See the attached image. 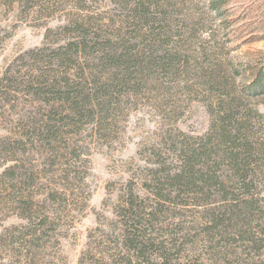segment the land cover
I'll return each mask as SVG.
<instances>
[{
  "label": "rangeland",
  "instance_id": "rangeland-1",
  "mask_svg": "<svg viewBox=\"0 0 264 264\" xmlns=\"http://www.w3.org/2000/svg\"><path fill=\"white\" fill-rule=\"evenodd\" d=\"M116 1L0 0V264H16L18 233L28 224L20 215L32 213L19 207L42 201L50 237L36 264H80L81 255L84 263L99 256L119 231L130 197L143 206L158 203L145 183L158 171L177 170L172 147L182 137L205 146L203 159L214 165L217 142L206 133L218 103L233 97L232 84L248 81L264 62V0H222L215 11L208 0H152L147 16L153 30L131 17L133 7ZM219 23L226 26L224 36L215 31ZM126 32L127 40L140 43L163 33L169 44L157 53L173 56L170 65L162 57L157 67L150 61L145 71H129V82L124 71L97 65L94 71L91 51L105 37L121 40ZM82 39L86 55L78 51ZM224 54L244 71L231 74L220 61ZM107 76L116 77L113 97L98 100L81 118L67 116L70 105L60 98L66 85L102 91ZM240 99L242 115L246 108L261 114L248 111L244 132L264 138V94ZM193 196H171L174 203L166 202L159 218L173 223L180 212H195L193 204H180L192 203ZM211 198L217 199L214 193ZM258 218L251 215L250 223L264 227ZM258 236L259 251L227 243L221 264H264V230Z\"/></svg>",
  "mask_w": 264,
  "mask_h": 264
},
{
  "label": "trees",
  "instance_id": "trees-1",
  "mask_svg": "<svg viewBox=\"0 0 264 264\" xmlns=\"http://www.w3.org/2000/svg\"><path fill=\"white\" fill-rule=\"evenodd\" d=\"M110 1L117 3L116 0ZM120 1L128 7H133L132 18L140 21L142 26L150 25L153 30V23L147 16V10L152 7V0ZM221 1L208 0V3L215 11L219 9L216 2ZM84 23L86 20L82 19V24ZM225 28L223 23H219L215 31L224 36ZM125 34L127 32L121 40L116 41H113L112 37H105L91 53L85 48L87 40L82 39L83 45L78 51L84 55L93 54L89 61L94 71L96 65L99 68L102 66L105 70L110 68L124 71V79L128 82L132 80L129 71H145L150 61L156 67L163 62H159L160 57L168 59L167 64L171 63L173 56L157 53L160 47L169 44L168 39L160 38L163 33L146 35L142 43L127 40L128 35ZM92 35L91 37H94L95 33ZM88 36L86 35V38ZM224 56L225 54L219 57L220 61L225 67H229L231 74L244 71L242 69L244 66L240 62H233L228 56L224 59ZM107 77L110 83L105 84L102 91L100 88L87 90L66 85L60 98L70 105L67 116L81 118L89 108L98 106V100L107 102V99H111L118 91L115 90L116 77ZM232 85L233 97L228 100L220 99L215 123L206 133V136L214 137L217 142V148H213L215 167L207 165V158L203 159L208 150L205 146L199 144L197 146L182 137L179 145L172 147L173 153H176L179 159L177 170L174 173L164 169L162 172L158 171L161 175L154 173L145 183V189L158 203L143 206L136 204L130 197L123 205L120 228L112 239L111 246L105 247V250H98L99 256L93 257L91 262L84 263L81 255L80 264H221L227 243L232 242L236 246L235 244L240 241L247 244L244 246L246 248L249 244V248L258 251L262 248V239L258 234L263 232L264 227L252 225L250 222L251 215L258 214L259 220L264 218V207L261 203L263 197L259 188L260 172L256 169L258 165H262V162L258 161L260 158L257 157H262L261 160L264 161V138L259 139L244 132L243 127V121L250 120L248 111L258 117H261V114L253 108H246L247 113L242 115L239 104L241 95L264 94V62L257 71H252L248 81L240 83L237 81ZM180 134L184 135L183 132ZM197 159L200 161L196 162ZM224 162L227 164L226 169L220 165ZM206 187H209L210 191L205 192ZM190 193L194 195L191 197L192 203L184 201L180 204H183L181 206L193 204L196 210L195 212L190 210L192 216L180 212L177 221H172L173 223L167 220L164 222L159 218L160 213L167 211L166 202L174 203L171 196L180 197L182 194ZM213 193L217 199L211 198ZM204 195L208 197L204 198ZM26 204L19 208L32 213L20 215L28 220V224L18 233L20 235L17 240L18 250L13 255L16 264H36L39 258L44 257V250L50 237L46 232L49 216L44 206L45 201L39 203L37 208L31 207L32 204ZM229 230L233 234L230 242L225 240L226 235L230 234ZM5 239L12 241V236L5 235Z\"/></svg>",
  "mask_w": 264,
  "mask_h": 264
}]
</instances>
